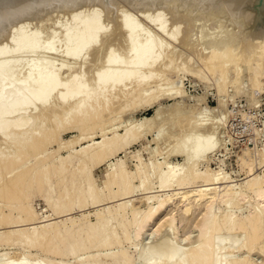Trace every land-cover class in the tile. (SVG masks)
<instances>
[{"label": "bare ground", "instance_id": "bare-ground-1", "mask_svg": "<svg viewBox=\"0 0 264 264\" xmlns=\"http://www.w3.org/2000/svg\"><path fill=\"white\" fill-rule=\"evenodd\" d=\"M206 37L213 39L204 44ZM231 66L245 68L258 99L264 0H0V253L13 244L44 254L36 264H258L252 257L264 252V176L254 172L264 167V148L242 151L239 162L248 169L239 187L209 167L225 115L218 122L179 119L165 128L169 134L156 109L152 118L126 125L124 135L117 126L111 137L107 131L143 103L183 98L187 76L213 81L208 75L219 72L224 95ZM173 73L183 78L168 81ZM235 81L242 95V81ZM75 130L81 135L62 142ZM97 130L102 141L75 150ZM148 134L154 156L146 162L135 153L134 170L116 162L99 186L93 171ZM167 140L174 148L162 145ZM161 141L172 150L163 153ZM56 144L66 151L59 159L51 151ZM171 157L183 162L172 164ZM36 194L48 203L41 216L30 202ZM76 206L81 218L71 217ZM195 208L202 209L198 234L192 239L187 229L180 240L179 225L193 223ZM54 217L61 220L44 224ZM158 223L156 240L144 244ZM17 258L0 264H31L28 255Z\"/></svg>", "mask_w": 264, "mask_h": 264}, {"label": "rangeland", "instance_id": "rangeland-1", "mask_svg": "<svg viewBox=\"0 0 264 264\" xmlns=\"http://www.w3.org/2000/svg\"><path fill=\"white\" fill-rule=\"evenodd\" d=\"M62 26L63 25L60 24V27L64 32L63 34H61L62 30L60 29L59 26L56 27V28H58V27L59 28L56 29L57 31L56 30L55 31L57 33L59 31V33H58L59 38L62 36V38H60L61 41H59V38L57 39V42L59 41L58 45L60 43V45L63 46L64 42H62V40H63V37L66 33L65 32L66 28L64 30ZM52 32L53 31H49L47 33L48 36L46 35L47 37L44 39L47 40L50 37V35L52 34ZM208 38L209 39H207V37L203 38L201 41L202 42L204 41L203 43L206 44L207 42L210 41V39L211 40L213 39L212 37H208ZM44 39L41 41V43L43 41H45ZM204 39H207L208 41L204 40ZM205 41H207V42H205ZM203 43H200V41H199V44L204 45ZM62 46L61 47L58 46L59 49L62 50ZM205 46H204V48H205ZM59 57H61V56H59ZM60 59H57V60H60ZM243 71H245V68L243 69V67L242 68L239 67V69H238V67L235 68V66H231L229 68L228 77H227L228 78V81H227L228 84H226L227 90L225 89L226 92H224V95L222 94L221 96L217 90L218 89L217 81H219V79H220L219 72H216L215 75H211V76L206 74V77L209 76V77H211L210 78L211 80L214 79L213 80L214 82H213V81L208 80V78H206L211 83H207L208 81H204L201 78L194 79L191 76H189V77L187 76L184 79V85H185L184 91L185 92L183 93V98H181L177 101H172V100H169L166 98H160V100H158L153 105H148V104L143 103L141 105V107H139V109H137L135 111H128V112L124 113L125 115L122 114V115H120L121 117L119 116V118L116 119V121L118 119L123 120V121L118 120L116 122L114 119V122L112 125L111 124L107 125V126H109L107 131L110 132V129H112L111 127L115 128L117 126L116 128L118 129L119 134L124 135L126 132V130H125V127H127L126 125H128V126L135 125L136 123L143 122L144 120H146L148 118H152L155 115V113L157 112V110L160 111V115L162 117L161 119L163 120L162 121L163 122L162 128L165 130V132H168V130H166V129H169L170 127H172L173 124H175V121L177 123L179 119L180 120L181 119L182 120L188 119L189 122L190 121L191 122H198L199 121L202 123L203 121H206L208 119L210 120V122H212V121L218 122L216 120H218L219 118H221L220 119V121H221V120H224L226 117L227 119L224 120L225 126H224V121H222L221 123L223 124L224 127L222 126L221 129L219 130L220 132H218L216 134V137H217L216 139H218L217 141L219 142L218 143L219 148L213 154L208 155L209 162H210L209 167L211 168V170L224 172V174L229 175L234 181H236L238 183V184L237 183L236 184L239 187L241 185H242L241 187H244L245 186L244 183L246 182L245 178H247V169L248 168L242 169V167L240 165L239 161H240V158L243 156L242 151L245 150L246 148H248L251 150L252 154L255 155L256 153L260 152L264 148V91H263V94L258 99L255 100L253 97L254 91H253L252 87H250L249 81L247 79V77H248L247 71H245L246 73ZM236 72L237 73L240 72V73L237 74ZM174 73H173V75L167 74L168 77L166 76V78L168 79V81L174 80L175 82H177V80H180L183 78V77H180V79L175 78L176 73L175 74ZM241 73H243V74H241ZM236 74L238 76L241 74L240 76L244 80H242V78L240 76L239 77L241 79L239 77H237ZM169 77H170V79H169ZM244 77H246V78H244ZM171 78H173V80ZM237 78L242 81V82L240 81L241 82L240 86L242 87V89H245V91H243L244 94L242 93V95L241 94L238 95V93H237L238 87L236 88L237 85H235V82H236L235 80ZM168 81L162 82V83H164L163 84L164 87L167 85L165 82H168ZM219 100L225 101L226 106L224 104V107H219V105H220ZM174 103H175V105H176V103H178L179 104L178 107H176L174 105ZM181 103H182V105H181ZM179 106H180V108H179ZM175 108H177V110L180 112V114L182 116L178 114L179 112ZM161 111H162V113H161ZM149 112L151 113V115H147ZM175 113L178 115L175 116V118L173 119L171 117V115L175 114ZM191 113H194V114L192 115ZM224 115H225V117H224ZM227 115H228V117H227ZM206 116H209V117H206ZM221 116H223V117H221ZM249 117L252 118L251 125H246V119H248ZM171 121L174 123H172ZM114 123H116V124H114ZM169 123H172V125L170 124L171 125L170 126ZM122 126H124V127L122 128ZM173 129H174V127H172V129L170 128L169 131H171ZM164 130L162 131L163 134L165 133ZM89 133H91V134H89ZM89 133H86V134L87 135H94L95 137L93 136L92 139L86 140L85 142H82L81 144L76 145L75 150L78 151L82 147H85L90 143L102 141V134H100L101 133L100 131L97 130V131H94L93 133L92 132H89ZM168 133L166 135H168ZM169 134H171V132ZM232 134L234 136V138H232L233 140H231V136H230ZM80 135H81V133L79 130H75L72 133H65L62 136V142H66V141L70 140L71 138L78 137ZM111 136H112V132L108 133V137H111ZM152 140H153V136L151 134L150 135L148 134L141 142L131 146L126 153H122L119 156L112 157L106 163L97 167L93 171V176H94V179L96 180L97 184L99 186L103 185V182L105 180L104 177L106 176L107 172L112 170L114 168L115 163L118 161H124L130 170H134L135 165L137 164V160L134 159L135 153H139L140 156L142 155V158L147 162L151 157L154 156L153 150L157 146L156 144L150 143ZM172 141H174V140H171V141L169 140L168 141L169 144L166 142H165L166 143L165 144L163 141H161L160 145L163 142L164 144H162V145H165V146L167 145L166 147H168V145H171L174 148V144H171ZM166 147L164 149V146H162V148H163L162 150L164 151L163 153H166L167 149L169 151L172 150V149H169ZM59 148H60V144H56L51 149V151L56 152V157L58 159L62 155H64V153L66 152V151L58 152ZM170 148H172V147H170ZM138 151H140V152H138ZM157 159L160 160L161 162H163L162 161L163 158L161 156L157 157ZM169 160L172 164H179V163L183 162L182 157H171ZM74 161L75 162H71V164H69V165H75L77 163V160L75 159ZM206 164L207 163H202V165L200 166L201 172L205 171ZM166 169H167V167L164 166L163 171L167 172L168 169L167 170ZM256 175L263 177L264 176V167H260L258 165H255L254 177H256ZM54 182H56V181H54ZM155 195H157V194H155ZM38 196H40V195L39 194L34 195V197L31 199L30 202H31L32 206L34 207L36 213L37 214L40 213L39 215L41 216V215L45 214L44 212L48 208V203H46L47 200L45 198L43 199V198L38 197ZM252 197H253L252 199L255 200L254 196H252ZM137 198L140 199L142 197L139 196ZM251 202H252V200H251ZM196 209L197 208H195V210H194V216L195 217L193 218V223L185 225V223L182 222L179 225V229H181V231H182V233H181L182 237H180V240H181V238H183L184 233L186 232L187 229L189 230V233L192 234L191 238L194 236L195 233H196V235L198 234L197 233L198 229H195V226L198 223L197 219L200 218L199 215H200V212L202 209H197V210ZM218 209H219V207H218ZM218 209H216V210H218ZM78 210L79 209L76 206L74 208V211L71 213L72 214L71 217L81 218L82 212L80 210L79 211ZM51 214H52L51 212L47 213V215H51ZM247 214H248L247 210H244L243 212H241L242 216H246ZM65 219H67V218H64V220ZM60 220L61 219H56V217H54V220L47 221L44 224L49 225L50 223L57 222V221L59 222ZM92 220L95 221L94 218H92ZM155 226L158 227L159 223H158V225H152L151 228H149L150 230L147 231V233H146L147 235L145 234V236L143 238L144 244H148V243L153 242V240H156L155 239L156 235H153L155 230H156ZM152 227L155 229L154 232H152L153 231ZM226 238H228L229 240L232 239V238H230V236H228ZM6 247L0 253V260H10L11 258H14V257H16V259H18L17 257L24 258L26 255H28L29 256L28 262L31 264H36L37 261L39 260V258L42 259L45 257L44 254H42L40 252H39V254H37L36 250H32L31 252H29V250H26L25 248L23 249V247H20L17 245L12 244V245H8ZM130 251L133 253L135 251V248L130 247ZM261 253H262V255H261ZM263 253L264 252H256L254 254V256L252 257V259L256 262L258 261V264L260 262L262 263L264 260ZM255 255H257V256H255ZM134 256H136V253L134 254ZM36 258H38V259H36ZM137 259H138V257H137Z\"/></svg>", "mask_w": 264, "mask_h": 264}, {"label": "trees", "instance_id": "trees-1", "mask_svg": "<svg viewBox=\"0 0 264 264\" xmlns=\"http://www.w3.org/2000/svg\"><path fill=\"white\" fill-rule=\"evenodd\" d=\"M147 115H151V113L149 112Z\"/></svg>", "mask_w": 264, "mask_h": 264}]
</instances>
